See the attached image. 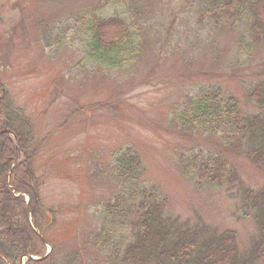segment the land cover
<instances>
[{
    "label": "rangeland",
    "instance_id": "374dc122",
    "mask_svg": "<svg viewBox=\"0 0 264 264\" xmlns=\"http://www.w3.org/2000/svg\"><path fill=\"white\" fill-rule=\"evenodd\" d=\"M201 8L198 0H0V81L35 142L29 169L37 203L27 220L49 243L53 264L113 257L107 245L90 243L119 192L115 158L128 148L142 161L144 186L166 198L165 220L234 232L241 258L258 237L246 193L264 187V171L246 156L248 145L235 149L220 136L184 131L175 114L213 87L233 96L241 114H259L250 88L264 81V43L251 42L247 13L215 18ZM93 17L126 23L118 57L90 51ZM194 156L221 157L234 178L195 184L184 174ZM11 213L12 225L22 222L19 209ZM136 218L130 211L122 228L116 222L112 245L128 240Z\"/></svg>",
    "mask_w": 264,
    "mask_h": 264
},
{
    "label": "trees",
    "instance_id": "16d2710c",
    "mask_svg": "<svg viewBox=\"0 0 264 264\" xmlns=\"http://www.w3.org/2000/svg\"><path fill=\"white\" fill-rule=\"evenodd\" d=\"M198 1L201 9L215 18L229 14L241 19L247 13L251 18V42L264 43V0ZM109 28L117 32L113 38L104 34ZM127 29L121 19L93 17L88 27L93 38L90 51L96 54L104 51L106 57H118L117 47L129 38ZM250 97L257 103L259 114H241L238 101L219 88L202 89L198 97L187 99L176 112L175 119L184 131L220 136L235 149L243 143L248 145L246 156L264 171V81L250 88ZM34 143L30 120L21 110L9 105L0 81V259L6 264H21V257L27 255L38 260L29 259L25 264H53L52 251L43 258L46 246L27 220L25 197L13 196V193L26 194L33 214L37 197L30 183L33 176L29 162L33 154L29 149ZM21 156L25 161L20 162ZM115 169L119 192L113 203L105 205L101 231L90 243L94 248L107 245L113 255L107 264L117 261L130 264H264V187L256 193H246L249 198L245 208L253 210L258 237L252 240L251 248L241 258L236 233L212 234L205 227L189 228L188 223L180 227L165 220L166 198L155 188L144 186L145 170L133 150L124 149L115 158ZM184 174L197 185L219 186L234 178V167L221 157L194 156L185 163ZM13 209L23 214L22 222H17L16 226L10 223ZM130 211L137 213L135 222L130 225L131 236L127 241L125 236L120 237L117 245H112L110 239L114 237L116 222L122 228ZM246 212L244 217L249 214ZM120 234L124 233L120 231ZM74 263L75 256H67L61 264Z\"/></svg>",
    "mask_w": 264,
    "mask_h": 264
},
{
    "label": "water",
    "instance_id": "95a60500",
    "mask_svg": "<svg viewBox=\"0 0 264 264\" xmlns=\"http://www.w3.org/2000/svg\"><path fill=\"white\" fill-rule=\"evenodd\" d=\"M35 234L43 241L44 245L48 247V252L46 253V255H48L51 252V247L47 244V242L45 241V239L41 236L39 232L35 231ZM27 259L38 260L35 258H31V257H27Z\"/></svg>",
    "mask_w": 264,
    "mask_h": 264
}]
</instances>
